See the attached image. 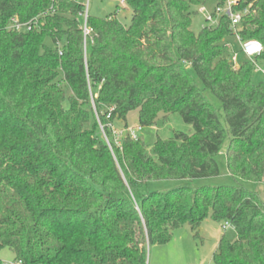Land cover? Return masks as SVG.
<instances>
[{
	"label": "trees",
	"instance_id": "1",
	"mask_svg": "<svg viewBox=\"0 0 264 264\" xmlns=\"http://www.w3.org/2000/svg\"><path fill=\"white\" fill-rule=\"evenodd\" d=\"M208 1L126 0L130 23L118 9L90 15L85 48L84 0H0V249L24 264H148L150 246L184 225L198 235L210 216L230 224L214 264H264L259 194L192 183L219 175L224 148L235 179L264 182V80L253 82L264 0H237L234 28L216 7L195 33ZM43 13L40 28H11ZM237 35L263 52L253 62L240 49L234 69ZM133 110L141 128L178 113L194 131L152 145L124 137L111 149L100 124L111 135L108 125L129 127ZM163 180L185 182L144 191Z\"/></svg>",
	"mask_w": 264,
	"mask_h": 264
},
{
	"label": "rangeland",
	"instance_id": "2",
	"mask_svg": "<svg viewBox=\"0 0 264 264\" xmlns=\"http://www.w3.org/2000/svg\"><path fill=\"white\" fill-rule=\"evenodd\" d=\"M237 0H225L221 7L222 11L228 7L229 2ZM218 0H210L203 7L197 8V13L192 19V30L198 33L205 25L209 24L208 17L211 16L217 6ZM118 9L117 16L124 24L128 25L131 21L132 11L129 6H121L119 0H91L89 14L99 16L106 13H114ZM233 50L240 51L241 43L237 38H232ZM240 60H243L242 54ZM264 80V63L256 65L253 75V82L257 83ZM208 100L216 107H220L219 99L212 93L207 92ZM128 126L137 131L147 145H152L157 138H168L175 131H182L188 134L193 133L192 125L186 123L180 114L175 113L170 116L167 123H159L153 127H143L139 129V113L133 110L128 116ZM116 128H121L123 123L116 121ZM102 131V130H101ZM220 173L218 176L210 178H200L192 181L194 186H221L236 185L239 182L248 189L259 194L264 203V182H251L242 179H235L228 171L226 164V149L224 148L218 155ZM185 181L182 180H163L149 182L144 186V191H166L175 188ZM223 224L206 217L203 221L199 234L191 230L188 225H184L175 230L172 240L164 245L154 244L149 247L148 264H214L213 256L218 247V242L224 233ZM15 254L8 249H0V260L3 262L13 261Z\"/></svg>",
	"mask_w": 264,
	"mask_h": 264
},
{
	"label": "built area",
	"instance_id": "3",
	"mask_svg": "<svg viewBox=\"0 0 264 264\" xmlns=\"http://www.w3.org/2000/svg\"><path fill=\"white\" fill-rule=\"evenodd\" d=\"M77 1V0H73ZM90 1L91 0H84L83 3V11L80 13L81 17V28L83 31L84 39H85V48L87 44L88 38H90L93 34V28L89 25V9H90ZM120 5L125 7L126 6V0H119ZM235 2H229L228 7L225 9V11H222L221 7H217V13L218 14H226L230 17L232 27H236L241 19H242V14L237 13L233 10V6ZM247 10H245V13ZM45 14H41L39 16L34 17L33 19L27 21V22H20L17 17L12 19V24L11 28L15 29L17 31H33L34 29L40 28L41 25V19L43 18ZM211 16L208 17V20H211ZM237 40H240L241 43V51L242 53L251 61L255 62L256 58L260 56L263 52V45L260 41L256 39L248 40V41H242L241 38L237 35L236 36ZM238 53L234 52L231 56V60L233 62V67L234 69L238 68ZM258 65V64H256ZM112 111V109H111ZM111 113V112H110ZM111 115V114H109ZM108 127L111 129V135H108L104 125L100 124V128L102 130L103 136L108 143L109 147L112 149L113 148V143L116 145H121L122 139L124 137H131L134 140L138 139V134L137 131L134 128H116L114 124H109ZM141 129V127H139ZM230 227L229 222H226L223 225V229L227 230ZM5 264H24L21 260H13V261H8L5 262Z\"/></svg>",
	"mask_w": 264,
	"mask_h": 264
},
{
	"label": "water",
	"instance_id": "4",
	"mask_svg": "<svg viewBox=\"0 0 264 264\" xmlns=\"http://www.w3.org/2000/svg\"><path fill=\"white\" fill-rule=\"evenodd\" d=\"M106 14V12H103V14L102 15H105Z\"/></svg>",
	"mask_w": 264,
	"mask_h": 264
}]
</instances>
